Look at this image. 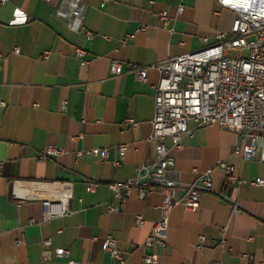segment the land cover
I'll return each mask as SVG.
<instances>
[{
	"label": "crops",
	"instance_id": "crops-1",
	"mask_svg": "<svg viewBox=\"0 0 264 264\" xmlns=\"http://www.w3.org/2000/svg\"><path fill=\"white\" fill-rule=\"evenodd\" d=\"M82 1L91 39L54 14L60 0H0V264H66L65 256L43 257L40 241L46 237L80 264H119L102 247L108 232L123 250V264H264V185L250 183L264 177V161L234 153L236 135L228 128L189 120L191 133L170 147V175L189 183L210 169L213 190L201 192L194 210L172 208L166 244L154 248L152 263L143 261L151 249L142 243L159 215L161 191L153 184L143 198L133 190L118 200L108 186L155 159L148 137L159 72L148 68L142 81L129 64L152 65L197 49L201 37L214 41L230 28L232 11L216 0ZM77 46L86 49L89 63L76 58ZM112 57L122 61L120 75L110 73ZM129 116L135 123L125 125ZM48 143L65 152L39 159L37 151ZM122 143L127 149L114 164ZM105 146L107 160L76 157L78 149ZM219 160L231 166L234 182L226 180ZM89 181L99 185L88 190ZM65 188L71 212L44 220L41 197ZM182 192L179 187L174 196ZM218 192L236 199L240 211H232ZM110 204L119 209L108 211ZM136 213L146 219L141 227Z\"/></svg>",
	"mask_w": 264,
	"mask_h": 264
},
{
	"label": "built area",
	"instance_id": "built-area-1",
	"mask_svg": "<svg viewBox=\"0 0 264 264\" xmlns=\"http://www.w3.org/2000/svg\"><path fill=\"white\" fill-rule=\"evenodd\" d=\"M4 1L6 0H1ZM105 1L107 0H103ZM216 1L220 6L231 10L233 18L230 28L218 32L214 41L209 42L207 37H201L204 44L197 49L168 56L152 65L130 63L128 66L142 81L147 79L148 68L153 67L159 72V78L153 84L154 115L148 137L149 141L154 142V162L141 165L132 177L108 183L113 198L118 200L129 197L133 190L138 198H143L153 190L154 185L162 193L159 215L151 222L149 233L142 243L145 248L151 249L143 256L145 263L154 262L158 256L154 248L166 244L168 219L172 208L176 204H182L185 209L194 210L199 205L201 192L213 190L210 169L200 172L189 183H182L170 175L174 165V159L169 153L170 147L179 146L181 137L191 133L189 120H193L198 126L218 124L228 128L236 135L234 153L241 154L247 160L264 161V0ZM85 6L82 0H60L54 14L64 19L70 29L84 31L86 38L91 39L93 32L84 26ZM182 9L183 5L179 4L177 11ZM159 15L163 23H167V11L162 10ZM132 36L133 34L129 35ZM230 50H238L240 54L230 56ZM13 51L17 52L18 48L13 47ZM85 54L84 47H75V56L81 64L89 63ZM109 68L112 75H120L123 72L122 61L112 57ZM0 104L4 102L0 100ZM61 106H64V102ZM129 123H135L131 116L124 119L125 125ZM126 149V143L118 145L117 157L112 163L119 164ZM64 152L63 146L48 143L44 149L37 151V157L47 159ZM108 155L107 146L76 150L78 159L94 156L103 161L108 159ZM218 165L224 170L227 181L236 180L230 165L223 160H219ZM250 183L264 185V177H256ZM98 185V181H89L87 189L94 190ZM179 187L183 189L182 195L175 197L174 191ZM218 194L232 211H240L236 199L221 192ZM13 197L19 196L15 194ZM70 198L71 192L66 188L41 197L43 219L49 220L70 213ZM118 209V206L112 204L107 206L108 211ZM145 223L144 216L136 213L135 225L141 227ZM200 240H204L203 235H200ZM40 242L44 258L53 255L65 256L68 258L66 264H80L79 261L69 258V249L51 247L50 237L43 238ZM223 242L222 240L221 244ZM102 247L119 264L124 263L123 250L112 233L104 235Z\"/></svg>",
	"mask_w": 264,
	"mask_h": 264
},
{
	"label": "rangeland",
	"instance_id": "rangeland-1",
	"mask_svg": "<svg viewBox=\"0 0 264 264\" xmlns=\"http://www.w3.org/2000/svg\"><path fill=\"white\" fill-rule=\"evenodd\" d=\"M249 38V37H248ZM228 54L230 55V56H238L239 54H240V52L238 51V50H230L229 52H228Z\"/></svg>",
	"mask_w": 264,
	"mask_h": 264
}]
</instances>
